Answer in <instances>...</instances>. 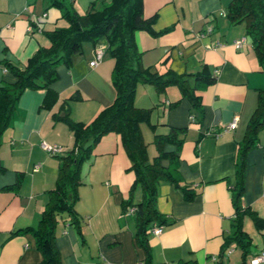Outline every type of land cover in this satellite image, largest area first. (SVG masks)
<instances>
[{
    "label": "crops",
    "instance_id": "0c3cea01",
    "mask_svg": "<svg viewBox=\"0 0 264 264\" xmlns=\"http://www.w3.org/2000/svg\"><path fill=\"white\" fill-rule=\"evenodd\" d=\"M63 1L82 11L96 0ZM226 1L142 0L143 14L155 12L154 27L167 28L156 34L136 29L133 34L143 65L158 72L203 67L214 74L213 81L195 89L201 114L192 109L187 97L179 95L175 84L165 85L160 92L146 82L135 85L134 104L150 106L149 120L154 122L153 129L143 128L139 122L147 153L155 151L149 140L152 130L164 131L169 124L184 126L177 168L181 181L192 182L195 189L190 198H183L170 181L157 184L155 204L169 220L161 224L158 233L148 235L150 256L157 264H175L178 258L187 257L193 258L194 264H215L222 236L230 231L233 207L229 185L234 180L236 145L255 105L256 88L264 85V72L258 69L243 22L230 23L218 12ZM59 16V8L46 6L45 0H0V80L11 78L2 60L22 64L36 46L48 44L44 29L59 21L65 23ZM242 34L244 38L235 46L233 39ZM95 44L103 45L104 39L83 42L69 64L56 65L57 76L51 86L57 96L48 108L41 106L43 88H24L14 102L10 122L1 131L0 161L5 168L0 172V264L40 259L31 233L20 228L36 222L44 190L52 185L56 171V158L39 142L57 143L62 149L72 144L67 125L52 117L60 100L78 91L79 97L68 101L69 114L88 121L114 94L112 56L104 49L96 63L88 64ZM187 80L190 82V77ZM176 97L173 105L167 104ZM230 120H234L232 127L216 134L206 132L209 128L219 130ZM263 145L264 125L258 130L257 144L244 154L241 194V202L260 215H264ZM128 164L117 133L104 132L94 142L80 164L83 182L75 201L80 233L66 217L55 225L54 244L61 264H138L143 253L132 234V219L119 215V201L127 195L132 179ZM15 168L23 172L17 191L1 188L13 179ZM228 257L227 252L222 255L223 264ZM237 257L231 251L229 258ZM257 263L264 264V260Z\"/></svg>",
    "mask_w": 264,
    "mask_h": 264
},
{
    "label": "trees",
    "instance_id": "16d2710c",
    "mask_svg": "<svg viewBox=\"0 0 264 264\" xmlns=\"http://www.w3.org/2000/svg\"><path fill=\"white\" fill-rule=\"evenodd\" d=\"M45 1L46 6L54 5L59 8L65 23L44 29L48 44L36 46L22 64L2 60V66L10 72L11 78L0 80V134L10 122L14 102L24 88H43L41 106L48 108L52 104L57 96L51 86L57 76L56 65L59 62L69 64L72 54L79 52L85 41L95 43L99 37L104 39L102 52L105 49L113 58L110 80L114 94L88 121L74 119L69 114L68 101L79 97L78 91L63 97L59 102V110L53 112V119L62 120L70 130L72 144L60 151L48 152L56 158L57 163L53 183L44 190L45 199L38 211L36 222L20 228L31 233L34 246L41 256L36 262L22 264H61L54 244L55 225L59 218L65 220L66 217L75 231L80 233L79 214L75 209L78 185L83 182L80 164L90 154L94 142L107 131L117 133L129 159L128 169L132 173L127 195L119 201V215H129L132 219V234L143 253L138 264H157L150 256L148 235L153 233V225L161 226L169 221L155 204L157 184L161 180L170 181L178 187L183 198H190L195 189L192 182L181 181L177 168L178 149L184 126L169 124L164 131L152 130L149 140L155 151L149 155L147 142L141 136L139 122H147L151 129L154 122L149 120L150 106L134 104L133 90L136 82H149L157 92L162 91L167 84H175L179 95L187 97L192 109L201 114L199 94L195 89L213 81L214 74L203 67L192 71L166 68L158 72L149 65L141 64L134 31L144 29L150 34H156L167 28L154 27L155 12L143 14L142 0H96L91 1L82 11L67 6L63 0ZM218 12L230 23L243 22L244 34L258 60V69L264 72V0H227L224 9ZM177 99L178 97L169 100L167 104L173 105ZM263 125L264 85H261L256 88L255 105L246 119L243 135L237 141L234 180L229 185L233 207L231 227L222 236L215 264H223L222 255L232 247L239 248L237 264H256L264 260V248L249 252L250 234L242 225L244 215H247L256 230L263 232L261 229L264 226V215L258 214L248 203L241 202L244 154L249 147L257 144L258 130ZM262 153L264 155V145ZM4 168L5 165L0 161V172ZM22 176L21 169L15 168L13 179L1 185V188L16 192ZM135 186L139 187L138 197H134ZM261 251L262 257L251 262L250 258ZM175 264H194V259L178 258Z\"/></svg>",
    "mask_w": 264,
    "mask_h": 264
},
{
    "label": "rangeland",
    "instance_id": "374dc122",
    "mask_svg": "<svg viewBox=\"0 0 264 264\" xmlns=\"http://www.w3.org/2000/svg\"><path fill=\"white\" fill-rule=\"evenodd\" d=\"M59 18L64 19L62 16H59ZM59 22L57 23V25L60 24ZM241 24H242V22H241ZM98 39H101V37H99ZM139 83H142V82H136V84H139ZM146 83H149V82H146ZM149 84L152 86L151 83H149ZM138 89H137V91H138ZM134 91H135V88L133 90V94H134ZM143 122L144 121L141 122V125L143 128L145 127V125H147V127H149L147 122H144V123ZM85 160L86 159H84L82 161L84 162ZM82 172H83V170H82ZM133 193H134V196H135V194H136V196H139V187L138 186L134 187ZM59 220H61V219L59 218ZM242 225H243L244 229L246 231H248V233L250 234L249 252L259 250L260 247L264 248V227L261 229V230H263V232L256 230V228L254 227V225L252 223V220L247 215H244V221H242ZM231 251H232V254L234 253V254L238 255L239 248L238 247H232L229 250V252H227L229 257L231 256ZM246 256H247V254H246ZM229 257H228V261L226 262V264H237L238 257L235 258L234 260L229 258ZM257 264H259V263H257Z\"/></svg>",
    "mask_w": 264,
    "mask_h": 264
},
{
    "label": "built area",
    "instance_id": "2783aa9c",
    "mask_svg": "<svg viewBox=\"0 0 264 264\" xmlns=\"http://www.w3.org/2000/svg\"><path fill=\"white\" fill-rule=\"evenodd\" d=\"M242 39H243V35L238 36L235 39H233L234 45L235 46L239 45ZM216 43L218 44L217 41H216ZM101 53H102V45H95L94 51H93V56L90 59H88V64H91L92 65V64L96 63V61L98 59H100ZM233 124H234V120H230L226 124L222 125L219 130L218 129L217 130H214V129L209 128V129L206 130V132L213 133V134L215 133L216 134L221 129H226V128L232 127ZM39 145L43 149H45L47 152H53V151H60V150H62L61 145H59L57 143H50V142H46V141H40L39 142ZM160 229H161V226L160 225H153L151 227V231L153 233H158L160 231ZM262 254H263V252L261 251L260 254H257L255 256L251 257L250 258V261L251 262L257 261L258 259H260L262 257Z\"/></svg>",
    "mask_w": 264,
    "mask_h": 264
}]
</instances>
